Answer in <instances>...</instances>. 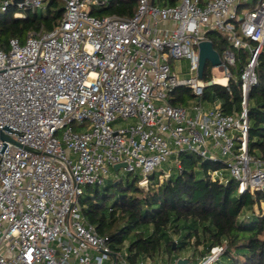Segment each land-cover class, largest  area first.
<instances>
[{"label": "built area", "instance_id": "obj_1", "mask_svg": "<svg viewBox=\"0 0 264 264\" xmlns=\"http://www.w3.org/2000/svg\"><path fill=\"white\" fill-rule=\"evenodd\" d=\"M59 1L64 14L51 31L0 47V131L13 140L0 138V264H130L81 203L85 189L105 185L119 163L141 172V185L188 152L220 164L207 172L211 181H232L240 195L264 191V161L248 152L264 0H136L133 16L102 18L96 11L112 0ZM247 2L254 7L242 9ZM48 3L0 0V12L14 7V17L23 18ZM210 32L229 46L215 48ZM203 42L219 53L213 66L223 76L206 80L207 61L200 78ZM241 52L242 110L227 114L219 100L205 109L206 89L229 87ZM178 60L188 62L187 72L174 71ZM181 88L195 98L189 107L172 103ZM119 120L129 124L115 127ZM169 176L163 171L160 180ZM225 249L212 247L197 264L216 263Z\"/></svg>", "mask_w": 264, "mask_h": 264}, {"label": "trees", "instance_id": "obj_2", "mask_svg": "<svg viewBox=\"0 0 264 264\" xmlns=\"http://www.w3.org/2000/svg\"><path fill=\"white\" fill-rule=\"evenodd\" d=\"M168 0L167 4H174ZM136 0H112L108 7L98 9L97 17L133 16ZM15 8L0 12V47H9V39L23 43L28 34L44 29L51 31L63 17L59 0H49L46 14L26 10L25 17L15 18ZM214 47L229 46L217 32H210ZM247 63L245 52L231 68L229 87L212 85L204 99L221 102L227 114L242 110L240 74ZM258 83L249 94L248 152L264 161V47L257 67ZM204 78L209 80L207 74ZM179 90H182L179 89ZM170 176L158 180L149 175L148 190L138 184L119 179L103 186H88L81 203L87 220L101 236L108 238L115 252L124 251L130 264L151 260L155 264H176L183 255L190 264H197L214 246L225 245V252L214 264H264V191L237 194L235 183L213 182L207 172L220 164L203 161L188 152L176 158ZM260 207L259 213L254 206ZM127 242V243H126Z\"/></svg>", "mask_w": 264, "mask_h": 264}, {"label": "rangeland", "instance_id": "obj_3", "mask_svg": "<svg viewBox=\"0 0 264 264\" xmlns=\"http://www.w3.org/2000/svg\"><path fill=\"white\" fill-rule=\"evenodd\" d=\"M254 2H247V3H244L242 5V9H251L254 7ZM43 12L46 14L47 12V7L43 10ZM9 47H7L5 50H8ZM246 53V52H245ZM174 71L176 72H179V73H185L187 72L188 70V62L185 61V60H178V61H175L174 63ZM206 74L207 76L210 78L211 76H216V77H221L223 76L224 74L222 72H220L217 68H215L211 63H208L207 66H206ZM182 91H184V93L186 95H191V92H189L188 90L186 89H182ZM129 123L128 122H125L124 120H119L116 124H115V127H118V126H126L128 125ZM73 128L75 131L78 130V124L74 123L73 124ZM59 136H62V132L59 133ZM176 164L174 162V160L172 159L171 162L167 163V164H164L159 170H157L156 172L152 173L155 175V177H157L158 180H160V176L163 175V171H167L169 169H171V167H174ZM150 174V175H152ZM142 177V174L141 172H134V173H129L127 172L125 169H121L119 171H115L114 169H112V176H110V178L108 179V183L109 182H114V181H117L118 178L122 179L124 182H132L135 178H140ZM84 197V196H83ZM85 206L83 205V208ZM259 210H260V207L256 204L254 206V211L256 213H259ZM261 210L262 212L264 213V203L261 204ZM186 255V254H185Z\"/></svg>", "mask_w": 264, "mask_h": 264}, {"label": "water", "instance_id": "obj_4", "mask_svg": "<svg viewBox=\"0 0 264 264\" xmlns=\"http://www.w3.org/2000/svg\"><path fill=\"white\" fill-rule=\"evenodd\" d=\"M20 1V0H18ZM207 61H210L212 65L217 66L220 64V56L219 53L214 49L212 42H203L200 45V67H199V76L203 77L204 68L206 66ZM0 138L4 141H12L13 140L3 132L0 131ZM126 167L125 163H119L114 165V170L119 171L120 168ZM141 188L148 190V183L144 182L140 185ZM189 263L187 259H179L177 264H186Z\"/></svg>", "mask_w": 264, "mask_h": 264}, {"label": "crops", "instance_id": "obj_5", "mask_svg": "<svg viewBox=\"0 0 264 264\" xmlns=\"http://www.w3.org/2000/svg\"><path fill=\"white\" fill-rule=\"evenodd\" d=\"M182 89H185V88H182ZM188 90V89H186ZM189 92H191L190 90H188ZM194 96L191 92V95H186L184 93V91L182 90H177L175 92V94L173 95V100H172V103L175 104V105H179V106H183V107H189L192 105V103L194 102ZM214 106V102H208L207 100L204 99V107L205 109H210V108H213ZM127 243V242H126ZM187 259L188 260V256L186 255H183L181 257V259ZM145 262H147L148 264H155L153 262H151V260H144ZM186 264H190V261L189 263H186Z\"/></svg>", "mask_w": 264, "mask_h": 264}]
</instances>
